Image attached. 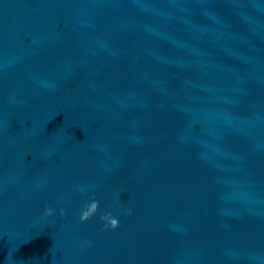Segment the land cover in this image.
Returning <instances> with one entry per match:
<instances>
[{
  "label": "water",
  "instance_id": "1",
  "mask_svg": "<svg viewBox=\"0 0 264 264\" xmlns=\"http://www.w3.org/2000/svg\"><path fill=\"white\" fill-rule=\"evenodd\" d=\"M0 264H264V0H0Z\"/></svg>",
  "mask_w": 264,
  "mask_h": 264
}]
</instances>
